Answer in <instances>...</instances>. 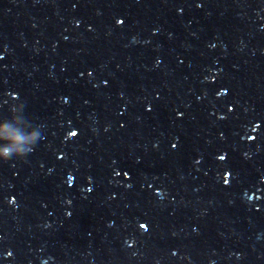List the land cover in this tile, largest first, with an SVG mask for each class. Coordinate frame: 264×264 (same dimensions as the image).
Masks as SVG:
<instances>
[{
  "label": "water",
  "instance_id": "water-1",
  "mask_svg": "<svg viewBox=\"0 0 264 264\" xmlns=\"http://www.w3.org/2000/svg\"><path fill=\"white\" fill-rule=\"evenodd\" d=\"M0 264H264V0H0Z\"/></svg>",
  "mask_w": 264,
  "mask_h": 264
},
{
  "label": "clouds",
  "instance_id": "clouds-1",
  "mask_svg": "<svg viewBox=\"0 0 264 264\" xmlns=\"http://www.w3.org/2000/svg\"><path fill=\"white\" fill-rule=\"evenodd\" d=\"M10 139H12V141L14 143L18 142V138H16V137H10ZM9 151H10L9 149H5L4 154L7 155L9 153Z\"/></svg>",
  "mask_w": 264,
  "mask_h": 264
}]
</instances>
